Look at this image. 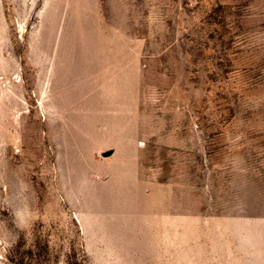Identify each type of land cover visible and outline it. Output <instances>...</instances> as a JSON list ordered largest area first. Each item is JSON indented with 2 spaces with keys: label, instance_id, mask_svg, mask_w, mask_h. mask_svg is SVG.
I'll list each match as a JSON object with an SVG mask.
<instances>
[{
  "label": "rangeland",
  "instance_id": "1",
  "mask_svg": "<svg viewBox=\"0 0 264 264\" xmlns=\"http://www.w3.org/2000/svg\"><path fill=\"white\" fill-rule=\"evenodd\" d=\"M0 264H264V0H0Z\"/></svg>",
  "mask_w": 264,
  "mask_h": 264
}]
</instances>
